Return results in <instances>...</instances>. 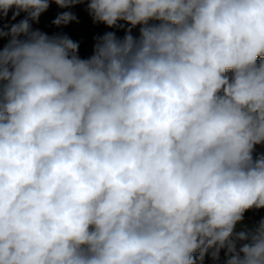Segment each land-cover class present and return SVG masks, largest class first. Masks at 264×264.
<instances>
[{
  "label": "clouds",
  "instance_id": "9594fccd",
  "mask_svg": "<svg viewBox=\"0 0 264 264\" xmlns=\"http://www.w3.org/2000/svg\"><path fill=\"white\" fill-rule=\"evenodd\" d=\"M94 25L88 58L66 33ZM0 264H264V0H0ZM138 28V35L133 30ZM123 31V37L117 35Z\"/></svg>",
  "mask_w": 264,
  "mask_h": 264
},
{
  "label": "rangeland",
  "instance_id": "374dc122",
  "mask_svg": "<svg viewBox=\"0 0 264 264\" xmlns=\"http://www.w3.org/2000/svg\"><path fill=\"white\" fill-rule=\"evenodd\" d=\"M86 5H77L72 8L73 11L79 20V23L72 22L68 26L57 28L52 24V21L55 19L56 15L65 9H60L55 3L50 5V8L41 15L39 18V23H33V28L40 29L41 31L53 35L56 33H66L71 39L77 41L79 43V55L81 58H88L93 52L94 46V37L102 35L106 31H110L112 29L106 28L103 24L94 25L91 21V18L85 11ZM26 16L25 13H21L19 17L15 21L11 20V12L7 18L3 21H0V25L3 23H17L19 20L24 19ZM134 35H138V28L133 30ZM117 35L123 37L124 32L118 31ZM5 40H0V47H2L5 43ZM249 218L259 219L260 216H264V212L261 211L259 213L249 212L247 213ZM206 264H212V261L209 260Z\"/></svg>",
  "mask_w": 264,
  "mask_h": 264
},
{
  "label": "trees",
  "instance_id": "16d2710c",
  "mask_svg": "<svg viewBox=\"0 0 264 264\" xmlns=\"http://www.w3.org/2000/svg\"><path fill=\"white\" fill-rule=\"evenodd\" d=\"M119 37H120V36H119ZM257 150H258V151H264V149H262V148H258ZM262 211L264 212V210H262ZM246 216L249 217L248 214H246ZM209 260H210V259H209L208 257H206V258H205V262H204V264L208 263Z\"/></svg>",
  "mask_w": 264,
  "mask_h": 264
}]
</instances>
